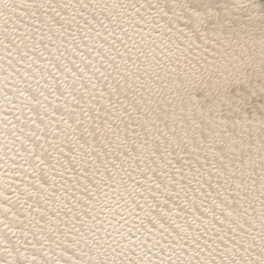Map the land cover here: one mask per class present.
Listing matches in <instances>:
<instances>
[{
	"label": "snow or ice",
	"instance_id": "obj_1",
	"mask_svg": "<svg viewBox=\"0 0 264 264\" xmlns=\"http://www.w3.org/2000/svg\"><path fill=\"white\" fill-rule=\"evenodd\" d=\"M0 264H264V0H0Z\"/></svg>",
	"mask_w": 264,
	"mask_h": 264
}]
</instances>
